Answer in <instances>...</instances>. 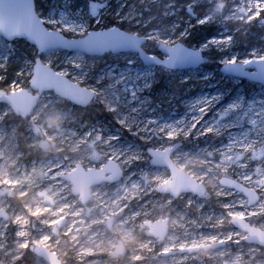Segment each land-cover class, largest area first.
Wrapping results in <instances>:
<instances>
[{"label":"rangeland","instance_id":"374dc122","mask_svg":"<svg viewBox=\"0 0 264 264\" xmlns=\"http://www.w3.org/2000/svg\"><path fill=\"white\" fill-rule=\"evenodd\" d=\"M37 1V12L50 29L75 38L90 30L112 27L110 20L124 22L127 27L123 29L147 38L145 50L160 58L167 55L158 50L159 43L181 42L194 15L199 22L214 26V34L195 48L211 62L216 60L217 65L203 64L195 69L146 67L135 52L96 56L51 49L41 54L42 60L94 91L96 99L81 107L50 90L41 94L37 104L68 115L69 123L61 134L66 143H85L96 134L101 136L106 162L82 167L100 169L109 160L119 165L123 171L119 181L97 186L118 196L121 201L117 203L131 202L132 222L143 220L141 227L146 225L150 230L156 226L148 222L169 220L163 240L151 237L156 243L154 252L149 253L151 263L223 264L238 249L251 264L264 261V247L242 240L247 233L227 223L240 217L264 231V85L219 70L227 62L264 59V35L246 45L238 32L255 25L264 0H227L223 11L220 0H115L114 4L103 0H90L88 4L78 0ZM36 56V48L25 40L9 41L0 35V90L12 93L26 89L35 94L30 81ZM163 76L167 77L166 85L156 90L155 83H160ZM7 96H0V133L10 127L23 131L25 118L33 110L22 117ZM40 134L48 133L40 130ZM168 148H173L172 160L183 171H187L185 161L194 156L207 162L200 175L192 176L205 186L206 194L173 195L165 189L154 190L155 184L161 187L170 180V171L153 163L150 149ZM33 159L28 156L23 163L30 164ZM222 177L255 190L258 201L250 205L243 192L221 185ZM210 178L215 179L214 189L207 185ZM126 184L131 186L128 193ZM166 201L169 207L161 208ZM179 215L185 216L183 226H173L172 219ZM4 230L5 224L0 221V231ZM168 236L180 243L175 248L167 247ZM47 240L45 236L36 243L43 245ZM216 243H223L217 247L223 257L208 259L201 255L204 247ZM190 248L198 250L188 251Z\"/></svg>","mask_w":264,"mask_h":264},{"label":"clouds","instance_id":"9594fccd","mask_svg":"<svg viewBox=\"0 0 264 264\" xmlns=\"http://www.w3.org/2000/svg\"><path fill=\"white\" fill-rule=\"evenodd\" d=\"M220 2L223 11L227 0ZM236 18L241 19L238 15ZM7 95H11L10 90H0V96ZM46 108L34 106L30 117L25 118L23 131L10 127L0 133V221L5 224V230L0 231V264H52L50 255H55L57 264H151L149 253L154 252L156 243L147 226L141 227L143 220H130L131 202L117 203L110 191L97 185L82 195L72 178L76 166L106 162L101 136L96 134L85 143H66L61 134L69 123L68 115L60 109L53 112ZM40 130L48 134L41 135ZM28 156L35 159L25 165ZM205 167L207 162L194 156L185 161L187 171L182 176L190 183L192 176L200 175L199 170ZM207 185L216 188L215 179H208ZM153 187L165 191L159 184ZM168 207L167 201L161 205ZM184 219L179 215L172 219V225L182 227ZM227 223L236 222L228 219ZM45 236L48 240L38 246L36 241ZM241 239L250 241L254 237L249 232ZM201 255L213 259L223 257V252L209 244ZM135 256L143 260H135ZM223 264L251 261L245 260L238 249Z\"/></svg>","mask_w":264,"mask_h":264},{"label":"water","instance_id":"95a60500","mask_svg":"<svg viewBox=\"0 0 264 264\" xmlns=\"http://www.w3.org/2000/svg\"><path fill=\"white\" fill-rule=\"evenodd\" d=\"M21 10L28 19L27 25L21 26L13 22ZM0 35L9 41L25 39L36 48L39 55L35 58L30 81V87L36 93L33 94L26 89H20L7 96V99L23 117L32 112L44 91L53 90L59 97L81 107L89 105L96 99L94 91L59 73L42 60L40 55L51 49H62L70 53H86L96 56H101L107 52H135L138 53L146 67L162 65L169 70L195 69L207 60L199 48L188 46L183 42L172 45L159 43L158 50L167 56L165 58L154 56L144 48L147 38L129 32L118 25L101 30H90L82 37H68L58 30L50 29L45 24L37 12L36 0H23L22 9L14 0H4L3 14L0 15ZM220 71L229 76L246 78L249 81L264 85V59L248 62H227L221 65ZM172 153L173 148L166 150L150 149L153 163L157 166L167 167L170 171V180L164 182L161 187L173 195H180L184 192H192L199 196L204 195L206 188L203 184L193 177L190 183L184 180L182 173L185 171L174 163L171 157ZM122 175V169L112 160L100 169L85 170L79 166L72 171V178L78 183L82 195H86L93 185L119 181ZM219 181L221 185L243 192L248 197L250 205L258 201L257 192L242 183L227 177H222ZM232 220L236 222L233 225L237 228L247 234L249 232L252 234L254 239L246 240L247 242L264 247V243H262L264 242L263 230L252 226L240 217H233ZM168 221L166 219L161 222H148L149 226H156V228L150 229L152 235L163 240L168 233ZM222 244L213 245L218 247ZM187 250L197 251L198 249L190 248ZM50 259L52 264H57L55 255H50Z\"/></svg>","mask_w":264,"mask_h":264},{"label":"trees","instance_id":"16d2710c","mask_svg":"<svg viewBox=\"0 0 264 264\" xmlns=\"http://www.w3.org/2000/svg\"><path fill=\"white\" fill-rule=\"evenodd\" d=\"M78 1H84L87 4L90 2V0H78ZM106 4H114L115 0H103ZM38 1L36 0V5ZM188 11L185 9L184 13H187ZM181 13V12H179ZM183 14V13H182ZM198 15H194L192 17L191 23H189V29H188V34L185 38L180 40L181 42L185 43L188 46H193V47H198L202 41L205 39L211 37L214 34V26L211 23H206V22H199L198 21ZM110 23L112 25H118L122 28H126L127 25L124 22H118L116 20H110ZM262 24V27H259ZM264 9L260 12V15L256 17L255 19V25L249 29H239L238 32L241 34L239 35V39L241 40L242 43L246 45H250L252 42V39L256 38V36H262L264 35ZM131 30H134V27L130 28ZM18 41V40H17ZM22 41V40H19ZM211 57L213 55L211 54ZM215 58V57H213ZM211 59L208 58L207 62L205 65H212L216 63V60L214 62L210 61ZM220 67V66H219ZM165 72V71H163ZM166 80L167 77L163 76V80L160 83H155V89L160 90L166 85ZM247 82V81H245Z\"/></svg>","mask_w":264,"mask_h":264},{"label":"snow or ice","instance_id":"6c2138e0","mask_svg":"<svg viewBox=\"0 0 264 264\" xmlns=\"http://www.w3.org/2000/svg\"><path fill=\"white\" fill-rule=\"evenodd\" d=\"M15 3L19 5V7L23 8V0H14ZM3 6H4V0H0V15L3 14ZM15 24H19L21 26L28 24V19L24 15L23 11L21 10L15 17L14 21ZM22 235V233H21Z\"/></svg>","mask_w":264,"mask_h":264},{"label":"bare ground","instance_id":"6f19581e","mask_svg":"<svg viewBox=\"0 0 264 264\" xmlns=\"http://www.w3.org/2000/svg\"><path fill=\"white\" fill-rule=\"evenodd\" d=\"M130 188H131V186L126 184L125 185V193H128ZM114 197L116 198V202L121 201V199L118 196H114ZM179 243H180L179 240L173 238L172 236H168L167 240L165 241V245L167 247H170V248H175ZM157 262L158 261H156L155 263L152 262L151 264H157Z\"/></svg>","mask_w":264,"mask_h":264}]
</instances>
